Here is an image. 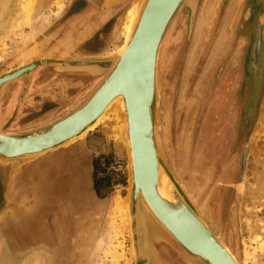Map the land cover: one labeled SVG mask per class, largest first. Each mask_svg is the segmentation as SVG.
I'll use <instances>...</instances> for the list:
<instances>
[{
  "label": "rangeland",
  "instance_id": "obj_1",
  "mask_svg": "<svg viewBox=\"0 0 264 264\" xmlns=\"http://www.w3.org/2000/svg\"><path fill=\"white\" fill-rule=\"evenodd\" d=\"M30 1L0 0V76L26 64H38L5 90L0 102L3 132L44 128L82 105L104 74L63 70L61 64L100 59L119 50L141 2L124 0L130 1L129 10L117 8L108 23L111 9L121 0H34L32 20L23 24V9ZM257 1L262 5L254 18L259 29L250 24L240 28L246 0H195L193 7L184 4L162 42L156 102L159 144L167 165L209 227L246 264H264V0ZM86 25L91 27L87 33H74L75 28ZM178 33L186 35L180 39L184 47L179 52L167 49ZM252 82L253 96L246 103ZM220 87H225L228 101L226 116L213 106L218 103L215 94ZM124 125L122 115L111 112L89 133L52 155L90 135L99 137L113 151L111 167H120L128 177ZM104 147L97 142L92 145L97 152ZM205 147L203 160L200 150ZM97 160L106 164L104 154ZM33 161L0 165V178L2 167L23 169ZM76 179L63 200L74 212L81 209ZM125 194L126 188H120L113 202L90 200L82 223L74 222L72 228L77 260L63 262L52 254V264H136ZM79 234L83 235L82 245ZM7 242L0 230V264H48L33 253L12 251ZM159 247L185 264L172 249Z\"/></svg>",
  "mask_w": 264,
  "mask_h": 264
},
{
  "label": "water",
  "instance_id": "obj_2",
  "mask_svg": "<svg viewBox=\"0 0 264 264\" xmlns=\"http://www.w3.org/2000/svg\"><path fill=\"white\" fill-rule=\"evenodd\" d=\"M184 4L193 7L195 0H141L119 50L100 59L62 63L63 70L104 77L88 99L62 119L27 133L0 131V165L25 164L75 142L102 121L98 117L115 97L123 95L125 104L114 106L125 123L122 137L128 154V186L124 204L135 263L170 264L158 249L164 245L185 264H238L231 253L246 264L209 228L171 172L159 144L160 50L170 23ZM37 65L1 75L0 102L8 86ZM246 156L247 149L243 164ZM159 177L169 185V200L158 192Z\"/></svg>",
  "mask_w": 264,
  "mask_h": 264
},
{
  "label": "crops",
  "instance_id": "obj_3",
  "mask_svg": "<svg viewBox=\"0 0 264 264\" xmlns=\"http://www.w3.org/2000/svg\"><path fill=\"white\" fill-rule=\"evenodd\" d=\"M94 142L104 144L105 147L100 152L94 151ZM107 144L102 138L90 135L69 150L60 151L56 155L47 153L23 169L17 166L1 168L3 174H7L3 181L7 193L6 196L2 195L6 197L7 204L0 212V230L4 239L7 236L12 251L33 253L48 264H52V254L56 260L63 262L77 260L78 246L74 242L72 230L74 222L82 223L90 200L101 204L113 202L118 189L127 190L128 177L126 183L115 182L124 171L120 167H111L112 149H108ZM100 154L105 155L106 164L104 161L98 162ZM101 168H106L111 181L107 187L104 184L99 193L95 188L94 177L96 169L97 174H101ZM73 178L78 180L75 188L77 191L87 188L90 194L89 200L77 198V205L81 209L75 212L63 202L67 195L66 189H73ZM74 213L79 216H74ZM79 236L82 245L83 235Z\"/></svg>",
  "mask_w": 264,
  "mask_h": 264
},
{
  "label": "flooded vegetation",
  "instance_id": "obj_4",
  "mask_svg": "<svg viewBox=\"0 0 264 264\" xmlns=\"http://www.w3.org/2000/svg\"><path fill=\"white\" fill-rule=\"evenodd\" d=\"M127 3H130L129 2H125L124 3V0H121L118 5H116L114 8L111 9V14L109 15L108 17V20L109 21H106V22H110L111 18L114 16L112 13L114 11L117 10V8L119 9V11L121 9H125L127 8V10H129L130 7H128V4ZM127 4V5H126ZM242 5V3H241ZM80 6L79 3L76 4L75 7H78ZM261 10L262 9V5L257 1V0H246V6L244 8V11H243V20L242 23H241V27L240 28H246V26H248L249 24L252 25V26H256V23H255V13L257 12V10ZM118 12V11H117ZM116 12V13H117ZM110 18V19H109ZM77 27V26H76ZM88 28H91L90 25H86L85 27L82 26V29L78 30L77 28L74 29V33H87L88 32ZM256 29H259V23L257 24L256 26ZM68 32V30H66L65 32L62 31L61 33H66ZM103 31H99L98 33H102ZM47 33H52V30H50L49 32ZM178 37L177 39L175 40L174 43H170V47H168L167 49L171 48L173 50H177L179 52L180 49H182V47H184V45H182L183 43L181 42V36L182 35H185L183 33H178L177 34ZM186 37V35H185ZM259 38V44L261 43V37H258ZM259 47L257 48V53H259ZM93 53H97V52H93ZM258 57V56H257ZM36 79H38V76L36 77ZM165 82V81H164ZM252 86H251V91L250 92H247V95L248 97L246 98H249V99H246L245 98V102L247 103L253 96V92H254V87H255V84L254 82L251 83ZM250 84V85H251ZM249 88V87H248ZM247 88V90H248ZM225 87H220L217 91V93L215 94V97H217V100H218V103L215 101V104H213V106L215 107L214 109L216 110V112H219L221 114H223L224 116H226V112L228 111L229 107H228V101H227V98L225 96ZM246 94V91L244 93V95ZM246 96V95H245ZM228 115V114H227ZM229 118V115L227 116ZM5 175V177H3ZM7 178V174L2 172L1 174V178H0V212H1V209L3 206H6L7 204V201H6V197H3L2 195L4 194L6 196V193H7V189H6V186L3 185V181L4 179ZM160 251L161 253L163 254V256L166 258V260L172 262V264H174L175 262H177V260L175 258L172 257L171 253L168 252L166 249H164L163 247H160ZM168 254V255H167ZM170 259H169V257ZM173 259V260H172ZM179 263V262H178ZM177 264V263H175Z\"/></svg>",
  "mask_w": 264,
  "mask_h": 264
},
{
  "label": "bare ground",
  "instance_id": "obj_5",
  "mask_svg": "<svg viewBox=\"0 0 264 264\" xmlns=\"http://www.w3.org/2000/svg\"><path fill=\"white\" fill-rule=\"evenodd\" d=\"M196 4V3H195ZM133 6V5H132ZM210 6V5H209ZM195 9V8H194ZM33 11H34V0H31L25 7H24V9H23V19L21 20V22L23 21V24H29L30 22H31V20H32V14H33ZM133 11V10H132ZM131 12V11H130ZM131 17V16H130ZM191 18V17H190ZM174 19V18H173ZM33 23V22H32ZM34 24V23H33ZM32 25V24H31ZM36 27H37V25H36ZM39 27V26H38ZM32 27H30V29H31ZM34 28V27H33ZM33 30V29H32ZM31 30V31H32ZM37 30H39V29H37ZM34 31H36L35 30V28H34ZM34 31H32V32H34ZM37 32V31H36ZM27 53V52H26ZM31 60V59H30ZM45 61V60H44ZM27 65V64H26ZM158 101V100H157ZM125 104V101H124V97H123V95H120V96H117V97H115L111 102H110V104L106 107V109L103 111V113L100 115V117H98V120H104L107 116H108V114L109 113H111V112H113V113H117L118 115H121V112H120V110L117 108V107H115L116 105H118L119 107L120 106H123ZM115 105V106H114ZM121 117V116H120ZM100 120V121H101ZM47 126V125H46ZM125 126V125H124ZM208 130V129H207ZM2 133H5V132H2ZM206 143V142H205ZM207 152V148L205 147V148H203L202 150H200V153H201V158L204 160L205 158H206V155H205V153ZM245 170V169H244ZM160 173V172H159ZM77 180V179H76ZM75 181V180H74ZM77 182H78V180H77ZM76 187V186H75ZM169 185H168V183L166 182V180H161L160 181V177H159V182H158V192H159V194L164 198V199H166V200H169V197H167V196H169ZM80 197H82V199L83 200H89L90 199V194H89V190L87 189V188H84L83 190H80ZM124 206H125V204H124ZM154 212V211H153ZM202 213V212H201ZM125 214H127V213H125ZM155 214V213H154ZM156 215V214H155ZM124 216H126V215H124ZM128 216V215H127ZM156 217H157V215H156ZM158 219H159V217H157ZM160 220V219H159ZM128 221V220H127ZM161 221V220H160ZM162 222V221H161ZM129 223V222H128ZM223 225V224H222ZM231 225V224H230ZM110 226V225H109ZM209 226V225H208ZM224 227V226H223ZM210 228V227H209ZM108 229V228H107ZM211 229V228H210ZM223 229V228H222ZM231 229V228H230ZM212 230V229H211ZM224 230V229H223ZM111 231H112V229H111ZM213 231V230H212ZM214 232V231H213ZM235 233V232H234ZM222 236V235H221ZM161 246V245H160ZM166 247V246H165ZM160 248V247H159ZM235 248V247H234ZM228 250H229V252L231 253V251H230V249L228 248ZM168 251V250H167ZM234 251V250H233ZM159 252H161L160 251V249H159ZM238 252V251H237ZM247 253V252H246ZM232 254V256L234 257V259L236 260V262L238 263V264H240L239 262H238V260L236 259V257L234 256V254L233 253H231ZM163 255V254H162ZM168 255V254H167ZM237 255H239V254H237ZM169 257V256H168ZM169 259H170V257H169ZM173 260V259H172ZM243 260H244V258H243ZM172 262H170V264H171ZM175 263H177V264H179L178 262H175ZM174 263V264H175ZM181 264V263H180Z\"/></svg>",
  "mask_w": 264,
  "mask_h": 264
},
{
  "label": "trees",
  "instance_id": "obj_6",
  "mask_svg": "<svg viewBox=\"0 0 264 264\" xmlns=\"http://www.w3.org/2000/svg\"><path fill=\"white\" fill-rule=\"evenodd\" d=\"M106 168L102 169L101 168V174H97V169H96V173H95V188L96 190L100 193V191L102 190L103 185L105 184V186H108L109 181H111V175L106 174ZM110 172H112V169L110 170ZM113 176V175H112ZM126 179H127V173L124 172V174L119 176V179H115V182L118 183H126ZM108 192V190H107Z\"/></svg>",
  "mask_w": 264,
  "mask_h": 264
}]
</instances>
